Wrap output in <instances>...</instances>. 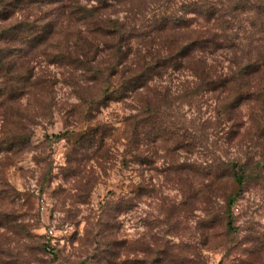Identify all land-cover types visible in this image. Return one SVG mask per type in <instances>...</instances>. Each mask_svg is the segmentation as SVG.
I'll use <instances>...</instances> for the list:
<instances>
[{
	"label": "rangeland",
	"instance_id": "obj_1",
	"mask_svg": "<svg viewBox=\"0 0 264 264\" xmlns=\"http://www.w3.org/2000/svg\"><path fill=\"white\" fill-rule=\"evenodd\" d=\"M191 1L21 0L0 14V264H264V104L255 87L239 104L232 87L175 90L155 135L140 123L134 137L137 101L97 103L106 77L94 75L88 44L66 39L78 29L66 27L68 12L96 4L126 23L185 13L188 32L207 24ZM209 1L236 39L264 44V0ZM188 72L160 83L182 87ZM234 162L245 170L241 186Z\"/></svg>",
	"mask_w": 264,
	"mask_h": 264
},
{
	"label": "trees",
	"instance_id": "obj_2",
	"mask_svg": "<svg viewBox=\"0 0 264 264\" xmlns=\"http://www.w3.org/2000/svg\"><path fill=\"white\" fill-rule=\"evenodd\" d=\"M20 1H2L4 5L9 3L13 9L3 6L0 9L1 16L7 17L11 14ZM106 1L97 0L100 3ZM191 3H199L197 7L192 6L191 11H196L193 14L202 17L207 24L189 29L188 32L182 31L180 27L185 13L160 15L159 12H154L151 22H144V13L140 22L134 19L133 22L126 23L106 18L99 10L101 6L96 4L90 7L81 5L76 10L69 11L64 18V21H67L66 27L76 25L78 28L75 32L68 31V43L71 36L76 44H88L83 49V54L92 56L88 63L93 66L94 75L101 73L106 77L104 89L95 99L96 102L105 103L110 99L130 97L141 107V111L132 119L134 122L131 130L135 134L134 137L137 136L140 123L144 125L141 129L144 136L150 138L155 135L159 107L162 104L170 106L178 99L180 94L175 93L178 89L184 92L196 87L211 90L232 87L241 90V94L236 95L234 99V104H239L245 97L242 91L255 87L254 90L259 93L257 100L264 104V44L254 40L236 39L235 27L224 20L227 13L220 7L221 10L216 8L213 2L193 0ZM187 7L185 10H189ZM72 18H76V21L72 22ZM169 19L171 24L168 23ZM48 28L50 31L51 27ZM6 31L8 29L3 30ZM167 32L171 37L165 35ZM102 51L106 53L104 65L96 62ZM185 70L189 71L191 78L183 83L182 87L173 90V87L160 83L166 73H185ZM230 170L235 184L241 186L245 176L244 168L234 162ZM235 200L236 194H229V210ZM229 216L230 212L228 218ZM231 223L229 219L228 225L231 226Z\"/></svg>",
	"mask_w": 264,
	"mask_h": 264
}]
</instances>
